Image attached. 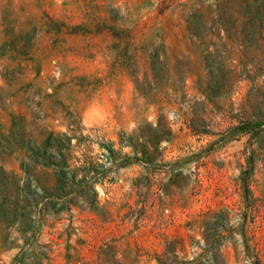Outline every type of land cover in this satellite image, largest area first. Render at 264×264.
Masks as SVG:
<instances>
[{
  "label": "rangeland",
  "instance_id": "rangeland-1",
  "mask_svg": "<svg viewBox=\"0 0 264 264\" xmlns=\"http://www.w3.org/2000/svg\"><path fill=\"white\" fill-rule=\"evenodd\" d=\"M0 264H264V0H0Z\"/></svg>",
  "mask_w": 264,
  "mask_h": 264
}]
</instances>
